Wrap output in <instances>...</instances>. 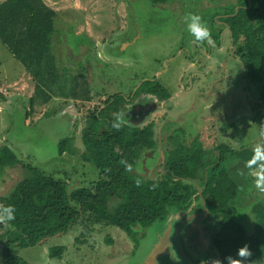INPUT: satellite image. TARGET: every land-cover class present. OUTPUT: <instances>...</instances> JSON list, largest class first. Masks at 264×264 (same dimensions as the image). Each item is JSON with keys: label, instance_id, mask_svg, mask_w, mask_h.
Returning a JSON list of instances; mask_svg holds the SVG:
<instances>
[{"label": "rangeland", "instance_id": "obj_1", "mask_svg": "<svg viewBox=\"0 0 264 264\" xmlns=\"http://www.w3.org/2000/svg\"><path fill=\"white\" fill-rule=\"evenodd\" d=\"M238 3L239 0H167L166 4L149 0H57L51 8L56 12V31L50 56L58 76H50L48 85L43 86L0 40V102L6 105L0 112V145L9 144L22 163L64 181L68 192L91 187L99 179V171L82 156L88 116L103 109L109 97L119 93L129 96L142 80L155 78L172 89V97L159 102L143 122L154 124L162 144L145 166L137 168L138 173L151 179L163 176V163L171 147L168 136L179 126L187 131L186 141L200 136L204 147L210 150L214 139L235 149L253 150L264 139L259 135L264 128L261 83L245 77L238 54L226 55L227 48L236 52L237 47L220 22L221 16ZM188 14L202 17L211 31V43L205 40L199 44L189 33L187 24L191 21L185 19ZM133 28V41L129 46L123 45ZM86 31L99 39L100 46L88 39ZM194 45L201 56L192 50ZM220 49L224 54L219 53ZM190 63L198 65L196 74L184 72L182 78L168 85L173 82L174 73ZM188 75L195 79L186 88ZM37 86L41 90L37 91ZM141 94L139 102L144 100ZM47 97L49 100L45 101ZM125 107L120 103L115 109L106 110L107 115L124 114ZM185 109L187 112L181 116ZM169 118L176 120L168 122V127L162 125ZM188 123L196 125L189 127ZM106 128L107 122L103 121L99 132ZM3 135L7 143L1 141ZM65 138L70 139V145L60 154L59 141ZM216 157L213 152L210 161ZM259 171L252 172L254 183ZM24 175L22 166L0 168V197L8 195ZM250 196L249 199L257 197L264 203V194L255 186ZM203 204L193 200L188 211L173 209L165 221L146 228L135 227L139 233L137 245L122 229L95 223L85 213L67 232L46 239L39 246L19 250L18 254L30 264H190V259L199 262L208 258L206 246L216 220L197 218L180 230L179 223L199 213ZM247 212V207L239 208L235 217L242 222L248 216L253 218ZM247 230L252 233L253 224ZM4 231L0 227V235ZM3 245L0 240V264H6ZM55 246L65 247L60 259L49 256ZM209 249L211 257H218L215 249Z\"/></svg>", "mask_w": 264, "mask_h": 264}, {"label": "trees", "instance_id": "obj_2", "mask_svg": "<svg viewBox=\"0 0 264 264\" xmlns=\"http://www.w3.org/2000/svg\"><path fill=\"white\" fill-rule=\"evenodd\" d=\"M149 1L167 3V0ZM237 6L222 20L231 32L245 77L261 83L260 99L264 105V0H239ZM55 19L56 12L42 0H7L0 5L1 42L43 86L48 85L50 76H58L50 56ZM40 88L37 86V91ZM139 90L160 99L170 97L168 90L155 81L144 82ZM124 100L120 94L109 97L103 109L88 116V128L83 136L86 150L82 156L99 171V179L91 187L68 192L64 181L22 163L7 145L0 146V168L22 166L25 170L9 194L0 197V206H12L15 210L14 220L0 223L5 228L0 235L5 263L30 264L18 254L19 250L39 246L44 240L67 232L85 213L95 223L104 222L122 229L137 245L139 233L135 227L146 228L165 221L173 209L185 212L193 200H201L206 202L210 218L217 222L212 242L219 258L234 255L239 246L247 243L255 264H264V203L257 197L249 199L254 187L252 172L262 162L251 168L245 166L253 150L235 149L215 139L210 150L204 147L200 136L188 142L184 131H176L168 137L171 147L166 154L163 176L147 178L137 168L143 166L147 153L158 148V140L152 125L138 128L124 124L119 131L112 127L116 119L109 117L106 110L115 109ZM103 121L107 122V128L99 132ZM69 145L70 139L60 140V154ZM213 152L217 157L211 162ZM122 160L133 166L132 171H126L120 163ZM137 179L141 181L139 187ZM244 207L253 218L248 216L242 222L235 214ZM249 224H253L252 233L247 230ZM64 250L63 246H55L49 256L60 259Z\"/></svg>", "mask_w": 264, "mask_h": 264}, {"label": "flooded vegetation", "instance_id": "obj_3", "mask_svg": "<svg viewBox=\"0 0 264 264\" xmlns=\"http://www.w3.org/2000/svg\"><path fill=\"white\" fill-rule=\"evenodd\" d=\"M237 7H239V6H237ZM236 7V8H237ZM226 16V14H224V15H222L221 16V18H220V22L221 23H223L224 24V26H225V28L229 31V29H228V27H227V24H226V22L225 21H223L222 19L224 18ZM138 29V28H137ZM133 31H132V33L130 32V35H129V38H128V36H126L127 37V39H126V41H124L122 44L123 45H127V46H129L130 44H131V41H133V39H134V35H135V29L133 28L132 29ZM229 33L231 34V32L229 31ZM195 44H196V42H194ZM232 44H234V41L232 40ZM220 45V44H219ZM219 46H217V48H218ZM123 48V47H122ZM192 49V48H191ZM196 49H198L197 48V46L196 45H194V49H192V50H194L195 52H196V55L197 56H201V54H198L197 53V50ZM218 50V49H217ZM231 48H227L226 49V52L228 53H226V55H231V54H233V55H235L236 54V52H231ZM209 52V51H208ZM222 52V53H221ZM204 53V52H203ZM219 53L222 55V54H224V50L222 49H220V51H219ZM205 55H206V53H204ZM211 57L210 56H208V59H210ZM223 60V59H222ZM222 60L220 61V63L218 64V65H221V63H222ZM193 63H195V62H193ZM192 75H193V73H192ZM181 76V75H180ZM183 77V76H182ZM194 77V76H193ZM191 78V75H188L187 76V80H188V85L186 86V88H188V86L189 85H191L192 84V82L194 81V79H195V77L194 78ZM185 80H186V78H185ZM146 81H155V82H158V83H160L162 86H164L165 87V85H163L160 81H158L157 79H155V78H152V79H145V80H142L140 83H138L137 85H136V87L133 89V91L131 92V94L129 95V96H125L123 93H119L120 95H122L124 98H125V100L124 101H120V102H118L117 103V105L118 104H120V103H124L125 105H126V107H125V109L123 110V115L125 116V121L127 122V123H125V124H127V125H130L131 127H140V128H143V127H145V126H148V125H152L153 126V130H154V132H155V128H154V124L152 123V122H149L148 124H144L143 125V122L144 121H146L148 118H149V116H150V111L151 110H153L156 106H158V103L159 102H162V101H166V100H170L171 99V97H172V89H170L169 87H165L167 90H168V92L170 93V97L168 98V99H160L158 96H156V95H154V94H151V93H147V92H144L143 90H139L140 89V86L144 83V82H146ZM181 81H183V79H181ZM175 91V90H174ZM139 93L141 94V93H143V94H141V95H143V97L142 98H144V100H143V102H139V98L141 97L140 95H139ZM119 94H116V95H119ZM147 102V103H146ZM116 105V106H117ZM101 110V109H100ZM187 112V109H185V110H183L182 112H181V116H182V114H185ZM184 116V115H183ZM111 118H115L116 119V117H111ZM176 120V118H172V119H167V120H165L164 122H163V124L162 125H164V126H169V123L168 122H174ZM189 127H195V125L196 124H191V125H189V123L187 124ZM164 128L165 127H163V129H161L159 132L160 133H162L163 131H164ZM176 131H184L185 132V134L187 135V131L182 127V126H179V127H176V128H174V131H173V133L174 132H176ZM171 135V134H170ZM169 137V136H168ZM155 138L158 140V146L159 145H161L162 144V138H157L156 137V133H155ZM170 142V141H169ZM225 143V142H224ZM159 148V147H158ZM153 154H154V152L152 151V152H150V153H147L145 156H149L148 158H151L152 156H153ZM145 156H144V158H145ZM155 156V155H154ZM153 156V157H154ZM152 157V158H153ZM143 158V159H144ZM148 158L146 159V162H147V160H148ZM146 164V163H145ZM164 164H165V161H164V163H163V171H164ZM144 166V165H143ZM207 206V205H206ZM203 209H204V204H203V208L200 210V212L201 211H203ZM200 219L202 218L203 220H212V221H214L213 219H210V216L209 215H202L201 217H199ZM195 219H197V218H195ZM195 219H193V220H195ZM185 219H183L179 224H180V226H179V230H180V228L181 227H183L185 224H188V223H190V222H192L193 220H189V221H187V222H185V223H183V221H184ZM206 220V221H207ZM208 222V221H207ZM179 230H178V233H177V235H178V239H179V241H180V237H179ZM203 230H206V228H205V226H204V229ZM214 230V231H213ZM213 230L211 229L210 231H212V233H211V240H209L210 241V243H208L207 244V246H206V248H207V250H208V258L209 257H211V251H210V249H209V247L211 248V249H213L214 250V246H213V242H212V237H213V235H214V233H215V227L213 228ZM210 237V236H209ZM219 257V256H218ZM206 260V259H205ZM205 260H200L199 262H196V261H192L191 259L189 260V263L190 264H204V261Z\"/></svg>", "mask_w": 264, "mask_h": 264}, {"label": "clouds", "instance_id": "obj_4", "mask_svg": "<svg viewBox=\"0 0 264 264\" xmlns=\"http://www.w3.org/2000/svg\"><path fill=\"white\" fill-rule=\"evenodd\" d=\"M186 20H190L191 22L187 24L189 33L195 37V39L202 44L205 40L211 43V31L207 27V25L202 22V17L196 14H188L185 17ZM127 123L123 119V114L118 113L116 114V121L113 123L112 127L119 131L121 127ZM261 138H264V128L259 133ZM260 169L259 172L255 173L258 177L255 180L254 186L255 188L261 193L264 194V139L262 142L257 143L253 147V155L252 157L246 162V167L251 168L253 165H257ZM121 164L125 166L126 171H132V165L128 164L126 160L120 161ZM241 175L243 173L241 172ZM141 185V181L139 179L136 180V186L139 187ZM3 214L0 215V222H7L12 221L15 219V210L12 206L3 207ZM178 219V217H177ZM253 256V252L249 246V244L245 243L242 246H239L235 254H229L225 256L223 259H220L217 256L209 257L204 261V264H255V262L251 259Z\"/></svg>", "mask_w": 264, "mask_h": 264}, {"label": "crops", "instance_id": "obj_5", "mask_svg": "<svg viewBox=\"0 0 264 264\" xmlns=\"http://www.w3.org/2000/svg\"><path fill=\"white\" fill-rule=\"evenodd\" d=\"M7 0H0V5L2 4V3H4V2H6ZM43 2H44V4L46 5V6H48L49 8H54V3L56 4V2H57V0H42ZM86 33H87V35H88V39L89 40H95V42L97 41L98 42V45L100 46V42H99V39L98 38H95L91 33H89L88 31H86ZM14 56V55H13ZM182 60V59H181ZM196 70H198V65H195V64H193V63H190L189 65L187 64L186 66H185V68H182L181 67V69H179V70H177L175 73H174V76H173V82H170L168 85H171V84H174L175 82H176V80L179 78V77H181L182 78V76L183 75H185L186 73H190V72H193L194 74H196ZM184 72H186V73H184ZM21 74V73H20ZM181 75V76H180ZM187 77V76H186ZM193 77V76H192ZM19 78V77H18ZM194 78V77H193ZM181 81V80H180ZM166 87V86H165ZM6 107V105L5 104H1V102H0V112H3L4 110H3V108H5ZM1 141H3V143H7V138H6V136H1ZM229 144V143H228ZM14 153H15V151L13 150V148L9 145V144H6ZM0 146H2V145H0Z\"/></svg>", "mask_w": 264, "mask_h": 264}, {"label": "water", "instance_id": "obj_6", "mask_svg": "<svg viewBox=\"0 0 264 264\" xmlns=\"http://www.w3.org/2000/svg\"><path fill=\"white\" fill-rule=\"evenodd\" d=\"M238 7L236 8V12H238ZM228 27V26H227ZM149 156H145V158L143 159V161H142V163H143V165L145 166V163H146V159L148 158ZM199 195L202 197V188L200 187L199 188ZM203 199V198H202ZM203 203H204V209H203V211H201V212H199V213H194V214H192V215H190L189 217H187L184 221H183V223H185V222H187V221H189V220H193V219H195V218H199V217H201L202 215H209V213H208V209H207V206H206V204H205V201H203Z\"/></svg>", "mask_w": 264, "mask_h": 264}]
</instances>
